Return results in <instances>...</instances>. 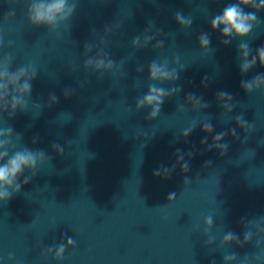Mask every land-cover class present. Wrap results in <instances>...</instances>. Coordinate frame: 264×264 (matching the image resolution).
<instances>
[{"label": "water", "instance_id": "95a60500", "mask_svg": "<svg viewBox=\"0 0 264 264\" xmlns=\"http://www.w3.org/2000/svg\"><path fill=\"white\" fill-rule=\"evenodd\" d=\"M229 2L78 0L72 18L49 33L29 24L28 0H0V38L13 41L0 56L12 52L17 65L32 62L39 71L31 97L39 106L30 104L11 123L28 147L52 156L0 202V264H224V252L255 251L252 244L222 245L227 231L242 240L247 221L264 217V90L241 88L264 69L242 74L241 41L209 27ZM177 11L191 17V27L176 23ZM258 16L261 24L245 38L252 55L264 44V12ZM203 33L207 48L199 44ZM88 57L114 67L85 68ZM153 60L166 61L178 79L150 81ZM150 83L176 90L154 119L150 108L136 109ZM52 94L59 101L49 106ZM240 114L250 133L237 126ZM209 123L212 131H203ZM218 144L229 146L223 155ZM69 237L74 246L55 259Z\"/></svg>", "mask_w": 264, "mask_h": 264}, {"label": "clouds", "instance_id": "9594fccd", "mask_svg": "<svg viewBox=\"0 0 264 264\" xmlns=\"http://www.w3.org/2000/svg\"><path fill=\"white\" fill-rule=\"evenodd\" d=\"M9 4H15L16 0H6ZM212 3H216V0H212ZM78 0H28L27 7V20L29 24L34 28H45L49 33H55L61 25L66 24L77 10ZM264 12V0H233L223 7V9L215 14L209 23V27L212 31L219 30L223 37H234L241 42L238 45V50L241 54V73H247L249 69L258 65L261 69H264V44L260 45L255 50V55H252V49L250 43L245 40L253 32L255 27H259L261 20L258 13ZM9 16L14 15V12H10ZM176 23L181 27H191V17L185 16L182 11L175 13ZM134 44L139 43V37L133 41ZM225 45L230 43L229 39L223 41ZM199 44L202 48H207L210 44V39L207 33H203L199 37ZM158 46L162 47V42ZM7 47L11 49L13 47V41H5L0 38V48ZM90 51V45H85V54ZM93 67L95 71L111 70L114 67V62L111 60H105V58L88 57L85 60V68ZM39 71L36 65L32 62L21 63L17 65L15 63V56L12 52H8L0 56V202L7 203L8 200L14 194L21 191L22 187L29 183L33 177L37 174L38 167L44 162L52 161L50 156L43 149H34L28 147L24 141L20 132L16 131L11 121L15 119L18 113L29 112L30 104L38 107L39 104L31 99L33 92V82L36 80ZM148 79L150 81H167L178 79V75L169 70L166 61L153 60L148 65ZM241 88L246 94H250L255 90H264V75H256L251 80H241ZM175 89H165L164 87H158L155 83L148 85L147 92L136 99V109L150 108L149 119H154L159 115L161 106L164 103V98L170 96ZM68 92H65L66 98ZM220 98H227L228 101L232 99L230 93L221 92ZM190 99L195 100L199 105L201 101L195 96H191ZM49 106L58 103L59 97L52 94L49 97ZM230 110V109H229ZM236 124L239 128L245 132L250 133L253 129L249 121H247L243 114L235 117ZM188 129L184 132L187 136ZM203 131L211 132L212 125L205 124ZM231 135L236 136V130H230ZM225 133H218L215 137V141L223 139ZM238 138V137H237ZM35 143V139L33 140ZM23 144L22 147L18 145ZM222 149V155L227 152V144H218ZM57 155H63V149L58 144L52 145ZM207 164L210 161L206 162ZM182 171L188 170V165L182 166ZM27 173V174H26ZM185 183L188 182L187 177ZM175 193H171L168 196V201L174 200ZM213 224L212 216H208L204 220V230L208 232ZM214 237H210L206 241V246L210 245ZM75 241L69 237L66 243H61L55 252V259H63V255L66 247L74 246ZM236 244L239 247L252 244L255 249L252 253H245L240 256L235 251L224 252L223 261L224 264H230V262H239V264H264V249L261 245L264 244V217L252 218L245 224V230L243 232V239L233 232L227 231L223 235L222 245ZM50 252L51 249H47ZM9 259L12 256L9 255ZM211 264H215L212 261Z\"/></svg>", "mask_w": 264, "mask_h": 264}]
</instances>
